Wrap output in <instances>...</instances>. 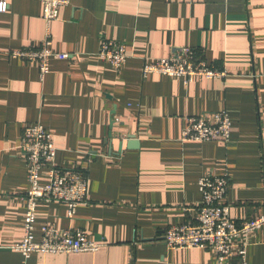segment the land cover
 Returning a JSON list of instances; mask_svg holds the SVG:
<instances>
[{
	"label": "crops",
	"instance_id": "0c3cea01",
	"mask_svg": "<svg viewBox=\"0 0 264 264\" xmlns=\"http://www.w3.org/2000/svg\"><path fill=\"white\" fill-rule=\"evenodd\" d=\"M8 1L0 12V264H217L210 248H169L165 232L195 222L207 171L230 176L232 218L264 213V0H72L49 25L60 56L43 80L36 61L12 55L44 39L42 0ZM103 38L126 44L121 68L98 55ZM182 45L227 75L186 84L142 74L146 59ZM223 109L233 120L230 141L181 140L187 116ZM37 121L53 136L56 163L89 175L88 200L76 216H67L64 203L42 200L37 228H82L104 242L97 252L25 259L14 249L25 234L30 188L19 144ZM130 134L137 147L127 145ZM242 240L246 263L235 254L227 264H264V227Z\"/></svg>",
	"mask_w": 264,
	"mask_h": 264
},
{
	"label": "built area",
	"instance_id": "2783aa9c",
	"mask_svg": "<svg viewBox=\"0 0 264 264\" xmlns=\"http://www.w3.org/2000/svg\"><path fill=\"white\" fill-rule=\"evenodd\" d=\"M72 0H42L43 18L47 30L38 46L15 50L12 55L26 61H36L40 78L45 79L50 72L53 58L60 56L54 50L50 23L59 18L60 8ZM8 0H0V12L9 9ZM98 55L116 68H121L128 59L124 42L103 38ZM159 73L181 77L190 83L197 79H213L227 75V71L211 65L202 52L191 45L173 47L169 55L146 59L142 74ZM115 120H119L116 117ZM233 120L226 109L208 115H189L181 132L182 141L228 142L232 137ZM27 164V191L24 237L14 245V249L27 259L35 253L57 254L75 252H96L104 242L96 241L79 227L59 228L48 222L37 228L38 204L42 200L56 201L67 206V216L74 218L80 205L88 200L89 175L81 167H64L56 163L57 147L47 127L37 121L28 124L19 144ZM47 169V181L41 179V171ZM202 200L196 210L195 222L171 225L165 232V243L172 249L206 247L212 249L217 264H227L238 255L246 263L248 242L244 235L264 227V213L248 221L238 222L230 215L226 203L230 188L228 173L207 171L198 182ZM39 233V234H38ZM141 236L140 229L134 227V241Z\"/></svg>",
	"mask_w": 264,
	"mask_h": 264
},
{
	"label": "water",
	"instance_id": "95a60500",
	"mask_svg": "<svg viewBox=\"0 0 264 264\" xmlns=\"http://www.w3.org/2000/svg\"><path fill=\"white\" fill-rule=\"evenodd\" d=\"M109 136L112 137V133H110ZM138 144H139V140L136 138V136L133 134H130L127 140V145H130L131 147H137ZM121 146H123V143H121Z\"/></svg>",
	"mask_w": 264,
	"mask_h": 264
},
{
	"label": "rangeland",
	"instance_id": "374dc122",
	"mask_svg": "<svg viewBox=\"0 0 264 264\" xmlns=\"http://www.w3.org/2000/svg\"><path fill=\"white\" fill-rule=\"evenodd\" d=\"M82 229V228H81ZM84 230V229H83ZM167 230V229H166ZM85 231V230H84ZM86 232V231H85ZM87 233V232H86ZM89 235V234H88ZM90 236V235H89ZM91 237V236H90ZM103 245H104V243H103ZM101 248V247H100ZM97 252V251H96ZM94 253V252H93Z\"/></svg>",
	"mask_w": 264,
	"mask_h": 264
}]
</instances>
